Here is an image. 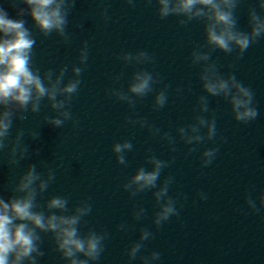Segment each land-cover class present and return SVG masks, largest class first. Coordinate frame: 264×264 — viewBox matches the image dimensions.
<instances>
[{"label":"clouds","instance_id":"1","mask_svg":"<svg viewBox=\"0 0 264 264\" xmlns=\"http://www.w3.org/2000/svg\"><path fill=\"white\" fill-rule=\"evenodd\" d=\"M144 2L146 6L153 5V0ZM241 2L242 0H155L156 14L160 19L182 17L178 20L180 26L193 21L203 23L205 42L192 50L190 60L193 66H200L199 81L206 95L197 97L194 122L175 129L179 141L190 146L186 154L200 152L201 168L210 166L219 152V147L216 146V117L214 114L204 115L211 111L209 97L224 99L230 105L234 120L239 123L248 124L259 116L253 90L237 79L234 73L222 74L211 57V53L216 50L228 55L234 54L233 64L228 65L233 68L235 61L242 59L243 54L264 37V0H256L255 6L248 8V31L238 27L236 10ZM6 3L15 9L16 18H11L7 9L0 5V166L6 165L14 173L22 166V162L40 155V149L30 151L27 142L39 140L40 132L18 128L13 135L14 121L26 120L28 113H40L42 107H47L54 115H44L45 124L53 128H62L66 122H71L74 128L79 126V120L73 117L70 106L82 83L80 76L89 59V44L88 41L82 42L77 57L79 66L64 65L57 70L47 69L41 73L34 65L37 41L24 17L31 19L32 27L41 36L55 34L61 43H67L70 39L67 31L69 14L75 8L77 0H6ZM125 3L129 7L136 6V0H125ZM100 17L107 23L110 19L107 8L100 11ZM78 27L82 29L84 25L80 24ZM205 48L207 51L202 50ZM117 59L125 66L154 63V56L143 50L122 52ZM69 71L71 77H67ZM112 79L119 81L120 74ZM161 83L158 73L154 74L140 67L131 73L126 91L123 88H111L107 92L132 110V116L125 117L126 124L146 128L150 135L160 136L167 141L170 151L175 152L176 137L170 132H161L146 118L138 117L135 113L138 101L152 93H155L153 110H159L167 104L168 89L171 86L164 85L157 90L156 85ZM175 91L180 94L183 89L178 87ZM208 142L213 146L200 151V146ZM220 142L224 143L226 139L220 138ZM132 150L130 140L113 143L111 147L116 163L125 167L128 166L126 153ZM146 151L144 163L151 166L150 170L144 166L138 167L121 187L129 198L152 192L156 208L152 214V225L158 230L172 217L179 216L178 198L187 197L182 193L177 194V198L169 195L170 186L175 181L173 175L165 176L157 183L162 171L172 166L175 157L162 160L151 148ZM55 179L56 169L44 160L27 163L22 174L11 178L10 194H0V264H40L41 258L46 254L42 250L41 234L51 235L54 250L66 264H96L100 260L109 233L93 229L81 232L82 225L86 224L84 218L92 212V205L88 200L69 207L68 197L53 195L43 204L38 202V197L48 191ZM197 197L201 201L208 199L207 193L203 191L198 192ZM244 203L247 213L264 219V189L260 190L256 198H253L251 192H246ZM146 214L147 209L136 207L132 211V219L139 222ZM117 230L127 232L129 225L120 223ZM153 238L154 232L149 228L139 229L138 239L125 252L129 264L137 259L141 264H158L161 261V253L158 251L138 255L144 250L145 242Z\"/></svg>","mask_w":264,"mask_h":264}]
</instances>
